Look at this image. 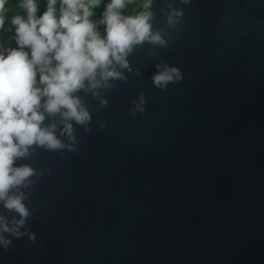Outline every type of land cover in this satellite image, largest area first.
Returning <instances> with one entry per match:
<instances>
[{
  "label": "water",
  "instance_id": "water-1",
  "mask_svg": "<svg viewBox=\"0 0 264 264\" xmlns=\"http://www.w3.org/2000/svg\"><path fill=\"white\" fill-rule=\"evenodd\" d=\"M149 10L166 43L135 46L132 72L115 65L126 82L74 94L85 125L45 114L64 147L16 161L36 172L21 189L36 239L9 237L0 264H264V0ZM158 63L182 79L155 87Z\"/></svg>",
  "mask_w": 264,
  "mask_h": 264
},
{
  "label": "clouds",
  "instance_id": "clouds-1",
  "mask_svg": "<svg viewBox=\"0 0 264 264\" xmlns=\"http://www.w3.org/2000/svg\"><path fill=\"white\" fill-rule=\"evenodd\" d=\"M151 5L152 0H0V204L10 215L18 214L11 219L0 214V248L12 246L9 237L36 239L28 225V197L21 190L36 172L15 164L33 145L64 147L55 125L42 126L45 114L59 113L65 121L85 125L91 116L74 94L110 79L126 82L115 65L132 72L127 58L135 46L166 43L152 31ZM101 6V17L94 19ZM180 15L174 10L169 22ZM181 79L179 68L159 63L151 77L161 90ZM132 103L143 111V94ZM64 133L74 139L72 123L65 124Z\"/></svg>",
  "mask_w": 264,
  "mask_h": 264
},
{
  "label": "trees",
  "instance_id": "trees-1",
  "mask_svg": "<svg viewBox=\"0 0 264 264\" xmlns=\"http://www.w3.org/2000/svg\"><path fill=\"white\" fill-rule=\"evenodd\" d=\"M41 10H43V9H41ZM102 11H103V6H101V8L96 9L94 19L98 20L101 17ZM127 12H128V14H132V9L131 8L128 9ZM100 31L103 32V26H100Z\"/></svg>",
  "mask_w": 264,
  "mask_h": 264
}]
</instances>
